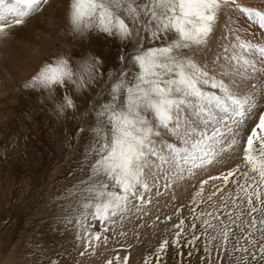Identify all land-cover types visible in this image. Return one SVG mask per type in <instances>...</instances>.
Instances as JSON below:
<instances>
[{
	"label": "snow or ice",
	"instance_id": "obj_1",
	"mask_svg": "<svg viewBox=\"0 0 264 264\" xmlns=\"http://www.w3.org/2000/svg\"><path fill=\"white\" fill-rule=\"evenodd\" d=\"M47 4L0 0V40ZM221 13L226 17L221 39L227 43L201 64L190 53L208 46ZM66 23L73 39L91 33L117 41L119 66L107 69L105 80L106 57L61 54L43 63L23 85L43 91L58 120L67 121L72 113L77 121L65 129L69 146L82 148L77 170L69 172L77 179L56 198L60 203L50 230H72L85 248L92 247L130 203L149 202L144 195L160 180L167 188L230 157L234 166L209 179L235 185L236 196L230 197L234 203L237 196L246 198L251 220L244 227L236 225L240 235L223 221L214 224L219 215L209 219L211 213L196 215L192 209L191 224L180 219L171 240L162 239L144 264H163L169 243L181 250L188 247L192 255L200 235L204 264H224L225 257L228 264H264V8L242 0H68ZM249 28L259 30V42ZM97 83L106 87L78 113L73 94L83 95ZM57 88L64 90L62 95ZM0 147L7 151L11 141ZM206 183L200 182L193 203L199 202ZM241 215L237 212L236 220ZM31 243L38 260L58 264L42 241ZM120 262L117 256L115 264Z\"/></svg>",
	"mask_w": 264,
	"mask_h": 264
},
{
	"label": "rangeland",
	"instance_id": "obj_2",
	"mask_svg": "<svg viewBox=\"0 0 264 264\" xmlns=\"http://www.w3.org/2000/svg\"><path fill=\"white\" fill-rule=\"evenodd\" d=\"M56 1L58 4H53L55 9L61 10L51 15L50 26L41 12L39 16L37 13L28 19L23 26L12 30L11 35H14L24 29L18 34L21 39L8 42L9 51L18 55L20 60L7 63L0 56V146L8 141L12 144L7 151L0 147V264H46V261L38 260L37 250L31 243L35 240L43 242L45 250L58 259V264H107L110 260L115 264L117 256L121 258L120 264H127L123 257L132 247L131 233L141 227L140 222L137 226L134 225L136 220H145L153 230L149 231L153 235L150 236V241L139 242L149 247L145 251L148 252L151 248V251L154 250L152 254L144 256L143 259H146L155 253L163 238L174 235L170 234L175 230L173 226L181 219L175 214L152 213L149 202L130 203L127 211L132 210L133 214H127L126 211L123 216L115 217V222L107 225V231L98 241L92 242V247L85 248L83 241L77 240L72 230L60 234L49 228L50 218L60 203L56 198L68 184L77 179L76 176H69V172L77 170L82 148L80 144L70 147L65 139V129L74 127L77 123L72 118V113H69L67 121L58 120L52 112L47 95L43 91L25 89L23 85L43 63L54 57L69 54L75 59L84 52L107 58L108 62L103 66L106 80L107 69L119 66L115 57L120 47L117 41L91 33L83 39H73L66 23L68 0ZM221 15L215 34L220 27L223 28L222 23L226 20L225 15ZM40 19L43 20L40 29L32 30V23L37 20L41 22ZM255 30L256 28H249L250 32L255 33L254 40L258 42ZM10 44L14 46L11 48ZM126 47L130 48L131 43ZM196 51L190 53L192 58ZM104 87L106 86L100 83L90 84L83 95L73 94L77 112L87 108L88 101ZM63 92V89L57 88L58 95ZM103 98H107L106 91ZM144 200L149 201L147 195H144ZM169 220L175 221L174 224ZM163 224L165 225L162 226ZM94 227L99 229L98 221ZM197 231L200 233L202 230L198 228ZM190 234V231L186 233L187 236ZM201 238L202 235L197 245L192 247L191 258H186V253L185 258L181 256L185 250H189L188 247L181 250L173 248L169 243L168 248L172 247L173 251L167 248L162 257L163 264H204L198 256L204 255Z\"/></svg>",
	"mask_w": 264,
	"mask_h": 264
},
{
	"label": "bare ground",
	"instance_id": "obj_3",
	"mask_svg": "<svg viewBox=\"0 0 264 264\" xmlns=\"http://www.w3.org/2000/svg\"><path fill=\"white\" fill-rule=\"evenodd\" d=\"M53 2H55V3H53ZM242 2L248 6H253V7H256L258 9L264 8V0H242ZM53 4L56 5L58 3L56 0H48V4L42 10L43 15L46 16L47 24L49 26L52 23L51 22V17H52L51 15H53V13L55 14L56 12L61 10L59 8H57L58 10H56ZM61 8H63V7H61ZM54 9H55V11H54ZM233 15H234V13H233ZM38 16H39V13H38ZM38 20L35 21L34 23H32V27H31L32 30L33 29L34 30L40 29V27H41L40 23H43V20L40 19V20H42L41 22H38ZM225 22H226V20H225ZM225 22L222 23V26L225 24ZM23 30H21L17 34L11 35L7 40H0V53H1L0 56L1 57L3 56L4 62L7 61V63H8V62L12 61L14 63L15 60L18 61V59H19L17 57L18 55L13 54L11 51H9L8 42L9 41H15L16 39H21L22 38L21 35L18 36V34H20ZM216 31H217V29H216ZM255 31H256V38H258L257 40L259 42L261 39L260 34H259V30L256 29ZM43 34H44V32H43ZM223 35H225L224 28L220 27L217 34H215V32H214L211 35L208 46L204 49H198L196 51V54L194 55L193 59L196 60L197 62L201 63V64H203L206 61H210L215 56V54L217 52L221 51V46L223 44L227 43V41L221 39V37ZM13 46L14 45L10 44L9 47L12 48ZM15 46H17L18 48L23 47V45H21V46L15 45ZM8 51H9V53H8V55H6V53ZM233 166H234V160L232 158L223 157V158L218 159L217 161H214L212 164L206 166L203 169L196 170L192 176H188L186 174L184 179L173 181L170 184V186L167 188L164 187V181L160 180L158 187L152 186L150 192L145 193V196L147 195V198L149 199L150 211L152 213H155V214H163V215L175 214L177 216H180L181 219H184L185 217H187V219H184L187 221L186 224H191V217L193 215L192 209L195 210L196 215H199L201 212L211 213V216L208 217L209 219H212V217L219 215V217H220L219 221L212 219V222L214 224H220V221H223L224 224H228L230 227H232L237 235H240V232L236 228V225L240 224L241 227H244L245 226L244 225L245 220H247L249 222L251 220V217H248L246 215V213H247L246 198L242 199L240 196H237L235 203H234L230 197L236 196V186L235 185H232V184L224 185L221 181H213V180L209 179V177L219 176L221 173H225L227 170H229ZM201 181H207V183L204 184L203 191L200 193V196L198 197L199 202L193 203V194L196 193L198 190H200V187H201L200 182ZM150 184H151V181H150ZM217 187H219L221 190L217 191L216 190ZM222 197H223V199H222ZM222 205H223V207H221ZM177 210H179V211H177ZM131 211H127V214L128 213L133 214V212H131ZM142 211H144V210H142ZM226 211H227L228 215H231V217H232L231 220L228 219V215H225ZM138 212H140V211H138ZM237 212L243 213V215L240 216L239 220H236ZM139 214H141V212ZM181 215L184 218H182ZM253 215L255 216L256 214L253 213ZM188 219H190V221H188ZM144 221L145 220H142V221L136 220L137 223L134 222L135 223L134 225H136L140 222L139 225H141V227H139L138 229H135L134 233L133 232L131 233V235H132V247H131V249L128 250L127 254L124 255V257L127 256V261H126L127 264H142V263L144 264V261H145V259H143L144 256L145 255L148 256L149 254H152V252L154 251V250L151 251L152 248L149 249L148 252L145 251L149 247L139 243L142 240H144L146 242L150 241V238H151L150 236H153V235L149 234L150 233L149 231H151L152 229L149 228L148 224L145 223ZM170 221L171 220H169V222ZM174 222L175 221H171V224L172 223L174 224ZM164 225L165 224H163L162 226H164ZM220 226L222 227L223 225L221 224ZM258 227H259V225H258ZM175 231H176V229L174 230V232L172 231V233H170V234H174ZM256 235L258 237L259 233H257ZM172 237H173V235H171L167 239H169V241H170ZM160 238L162 239L163 237H160ZM203 239H204V237L202 235V238L200 241V242H202V246H203ZM233 243H234V241H233ZM169 249L172 250V247H169L168 250ZM184 253H186V258H188V257L191 258V256L193 255V254L189 255L188 254L189 250H187V251L185 250L181 255V256H183V258H185ZM215 254H216V251L214 249L213 253H212L213 258H215ZM201 255L202 254H198V256L200 258H201ZM205 259H207V257H205ZM225 259H226V261L224 262V264H228L227 257H225Z\"/></svg>",
	"mask_w": 264,
	"mask_h": 264
}]
</instances>
